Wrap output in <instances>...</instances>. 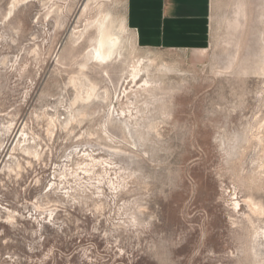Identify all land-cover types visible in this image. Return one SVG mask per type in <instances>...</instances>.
<instances>
[{
  "label": "rangeland",
  "instance_id": "rangeland-1",
  "mask_svg": "<svg viewBox=\"0 0 264 264\" xmlns=\"http://www.w3.org/2000/svg\"><path fill=\"white\" fill-rule=\"evenodd\" d=\"M105 14L0 0V264H264V0H210L197 49L126 26L99 64Z\"/></svg>",
  "mask_w": 264,
  "mask_h": 264
},
{
  "label": "crops",
  "instance_id": "crops-1",
  "mask_svg": "<svg viewBox=\"0 0 264 264\" xmlns=\"http://www.w3.org/2000/svg\"><path fill=\"white\" fill-rule=\"evenodd\" d=\"M210 0H125V23L145 47L197 49L207 37Z\"/></svg>",
  "mask_w": 264,
  "mask_h": 264
},
{
  "label": "bare ground",
  "instance_id": "bare-ground-1",
  "mask_svg": "<svg viewBox=\"0 0 264 264\" xmlns=\"http://www.w3.org/2000/svg\"><path fill=\"white\" fill-rule=\"evenodd\" d=\"M96 23L97 34L95 38V44L91 48V51L89 52L88 56L89 59L93 62H97L99 64H107L118 56V48L121 43L120 34L123 30H125L126 26H124L125 24L121 23L118 28L119 30L115 31L113 27V22L111 21L109 14L103 15L102 18L96 21ZM130 76L132 78V81L137 83V81L142 77L141 66H133ZM147 83L148 82L145 80V84ZM93 88L94 86L92 87V90H94ZM103 133L108 134L110 132L107 129H104ZM87 155L88 159L90 158L91 160V165H93L94 162H103L102 159H96L95 157H92L89 153Z\"/></svg>",
  "mask_w": 264,
  "mask_h": 264
}]
</instances>
